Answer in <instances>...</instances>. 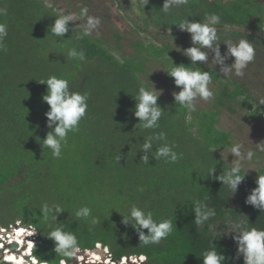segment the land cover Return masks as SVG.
I'll list each match as a JSON object with an SVG mask.
<instances>
[{"label": "trees", "instance_id": "1", "mask_svg": "<svg viewBox=\"0 0 264 264\" xmlns=\"http://www.w3.org/2000/svg\"><path fill=\"white\" fill-rule=\"evenodd\" d=\"M238 1L187 0L164 13L160 9L164 0H149L142 8L139 0H114L135 15V31L151 39L148 43L133 41L134 51L128 54L115 28L110 30L113 41L101 40L68 22L69 31L58 38L50 34L55 17L62 14L55 5L43 0H0V9L7 10L0 15V23L7 25L0 48V225L20 221L35 227L32 254L57 264L65 258L54 252V243L47 238L57 223L46 220L41 211L44 203H56L64 210L57 222L77 236L82 249L100 242L116 260L143 255L151 264H202V253L214 244L225 255L226 264H244L242 255L236 257V242L228 231L236 223L264 229V211L245 202L257 186L246 173L235 193L215 178L231 167L216 152L231 146V134L216 124L223 110L234 113L236 107L264 122V105L259 104L264 100V37L218 30L222 55L227 51L223 42L241 35L255 47V59L244 76L238 77L234 72L223 75L219 65L212 63L192 64L182 54L192 46L190 34L168 29L185 19L203 22L213 13L220 16L219 27L252 29L232 18ZM81 13L78 8L77 15L83 18ZM72 48L83 50L85 59L70 58ZM152 61L164 72L171 70L172 62L210 72L214 85L211 108L196 107L190 113L175 105L172 95L159 96L157 103L165 110L159 127L136 125L134 98L139 87H151L148 63ZM233 61L229 57L225 64L230 66ZM51 75L67 79L70 90L89 97L86 115L78 130L68 133L59 158L41 144L51 129L44 115L49 106L42 101L46 85L40 82ZM165 75L178 92L173 78ZM160 132L165 133V140L154 141L148 164L143 163V140ZM164 143L175 146L180 157L175 163L153 158L155 149ZM213 167L215 171L208 175ZM259 175H264V167ZM195 201L215 210L204 225L195 224ZM133 204L151 211L157 221L172 220L171 234L159 244L140 242L137 232L121 223L120 215L127 214ZM85 205L92 215L77 218L75 212ZM93 217L98 223L92 224ZM143 231L147 234V229Z\"/></svg>", "mask_w": 264, "mask_h": 264}, {"label": "clouds", "instance_id": "2", "mask_svg": "<svg viewBox=\"0 0 264 264\" xmlns=\"http://www.w3.org/2000/svg\"><path fill=\"white\" fill-rule=\"evenodd\" d=\"M148 3L149 0H139L140 8L146 6ZM185 3H187V0H164L160 9L164 13H169L174 7ZM6 14V9H0V15ZM86 14L87 9H84L80 15ZM76 19H78V16L74 14H60L55 17L50 27V34L58 38L63 37L69 31L68 22L75 21ZM100 23L101 20L99 17L89 16L87 18L88 32L90 33L96 29ZM220 23V16L214 13L208 14L203 22H193L189 21V19L183 20L178 27L181 31L190 34L192 46L184 49L182 54L192 64H197V62L212 63L214 66L219 65V71L223 75L234 72L236 76L243 77L244 70L255 59V47L244 35H241V38L237 40L229 38L223 42L227 46V51L222 55L219 48L220 43H218L219 31L217 29V25ZM6 36L7 25L0 23V48H3ZM209 53H212L211 62H209ZM68 56L70 58H78L81 61L85 59L84 51H77L75 48L68 51ZM229 57L234 58L230 66L225 64V61ZM165 72L173 78L174 85L180 89L178 92L172 93L175 105H182L191 113L197 110V98L204 101L213 98L214 93L210 89V84L212 83L210 72L201 71L199 68L193 69L189 67V64L187 66L183 64L174 66L173 62L171 70ZM40 83L46 85V94L42 96V101L49 106L48 111L44 115L46 117V126L51 129V131L47 132L41 144L50 149L54 157L59 158L61 157L62 148L66 143L68 133L77 131L80 121L86 115L89 97L87 93L70 90L69 81L55 75L49 76L46 81ZM150 84V88L144 86L139 87L137 95L134 98L136 103L133 115L138 118L136 125H139L143 129L158 128V121L165 112L157 103L159 96L162 94V90H157L153 83L150 82ZM259 104L264 105V100L260 101ZM157 140H165V133L160 132L143 140L140 149L144 153L141 156L143 163L148 164L149 157L153 151V143ZM174 147V145H169L168 143L162 144L155 149L156 155L153 158H162L167 162L175 163L180 157L173 150ZM241 149V144H234L230 152L232 156L236 157L235 161L231 160V167L223 175L215 177L222 184L228 186L231 193L236 192L238 185L244 179L246 172L241 174L242 162L244 159L251 161L254 155L252 151H247L245 155ZM214 171L215 168L213 167L208 175H211ZM255 183L257 186L252 189L245 202L258 208L260 211H264V175L258 176ZM41 211L46 220L50 219L57 223V226L52 228L47 234V238L54 243V252L65 258L60 259L61 261L57 264L79 263L71 259L77 257L78 253L81 252L77 236L72 232L65 231L63 225L57 222V215L64 210L56 203L50 205L46 202L42 205ZM193 212L195 215V224L198 226L204 225L215 215V210L208 207L202 201L194 202ZM91 215L92 209L86 205L75 212L77 218L86 219ZM120 216L122 217L121 223L125 226H131L137 232L139 241L144 245L159 244L161 240L166 239L171 234L174 227L172 220L163 219L157 221L154 219L151 211H145L135 204L128 209L127 214ZM96 223H98V220L93 217L92 224ZM144 229H147V234L143 231ZM37 232L35 227L27 231L21 229V233L25 237L33 236ZM230 232L234 234L232 238L236 242L237 258L242 255L244 264H264V229L246 227L243 224L236 223L235 230ZM28 246L29 249H34L35 247L32 241H28ZM99 247L100 245L97 244V248ZM25 258L26 260H23L22 264H54L39 260L33 254L32 260L28 256ZM201 258L202 264H226L225 255L218 251L214 244L202 253ZM9 259H13V257L10 256ZM147 259L146 256L140 257L142 261H147ZM6 263L12 264L10 262ZM82 263L88 264L85 262Z\"/></svg>", "mask_w": 264, "mask_h": 264}, {"label": "rangeland", "instance_id": "3", "mask_svg": "<svg viewBox=\"0 0 264 264\" xmlns=\"http://www.w3.org/2000/svg\"><path fill=\"white\" fill-rule=\"evenodd\" d=\"M47 5H55L60 13L77 15V9H87V14L75 21H70L75 27L79 28L91 37H98L101 40L113 41L111 29H117L122 35L121 46L125 52L132 54L134 49L132 42L135 40L148 43L151 39H146L147 34L144 32L137 33L134 28L135 15L125 10L124 5L117 6L114 0H43ZM220 4L226 0H210ZM211 6H207L209 8ZM210 10V9H209ZM208 10V11H209ZM135 11V10H134ZM99 17L100 25L90 33L87 28V18ZM129 16V20L127 19ZM232 18L241 26L254 28L256 31H264V0H252L250 3L238 1L237 6L232 12ZM148 68L152 83L157 90H162L160 97L162 99L169 97L175 91L173 84L166 77L165 72L159 65L152 61L148 63ZM214 85L210 84V89ZM173 96V95H172ZM213 104V98L208 101L197 98L196 107L209 109ZM236 112L231 113L223 110L217 117V127L228 131L231 134V146L221 151L216 150L217 154L228 164L231 160L235 161L236 157L232 156L230 149L234 144L242 145L241 151L254 153L251 161L244 159L242 169L252 179L256 180L259 175V169L264 167V122L257 117H249L246 110L236 107ZM259 154L260 156H256ZM20 221H15L13 224ZM228 231L229 238L233 237L234 231ZM1 259V256H0Z\"/></svg>", "mask_w": 264, "mask_h": 264}, {"label": "built area", "instance_id": "4", "mask_svg": "<svg viewBox=\"0 0 264 264\" xmlns=\"http://www.w3.org/2000/svg\"><path fill=\"white\" fill-rule=\"evenodd\" d=\"M32 227L31 225H21L19 222L10 224L7 227L0 225V261L17 264L13 260L8 259L9 254L21 257L22 261L26 260V256L32 260V249H29L28 241H32L35 245L37 233L29 237H25L24 234L21 233V229L27 231ZM13 244H16L14 248L11 247ZM97 244L100 245L99 248H97ZM80 249L81 252L78 253L77 257L71 258L73 261H78L79 263L85 262L88 264L91 262H102L104 264H147L145 261L140 260V257L143 255L122 256L119 260H116L112 257L108 248L100 242L95 243L92 249H82L81 247ZM136 257L139 258V260H137ZM18 264H22V262Z\"/></svg>", "mask_w": 264, "mask_h": 264}, {"label": "water", "instance_id": "5", "mask_svg": "<svg viewBox=\"0 0 264 264\" xmlns=\"http://www.w3.org/2000/svg\"><path fill=\"white\" fill-rule=\"evenodd\" d=\"M160 29H165V28H160ZM169 30H174V29H179V27H171L168 28ZM167 29V30H168ZM218 30H226V31H233V32H239V33H246V34H251V35H258V36H263L264 37V31H256V30H252V29H246V28H242V27H228V26H222L219 27L217 26ZM16 244H13L11 247H15ZM137 260H139V258L136 257ZM28 261L30 262V260L28 259ZM147 264H151L147 261H145ZM73 264H83V263H76L74 262Z\"/></svg>", "mask_w": 264, "mask_h": 264}, {"label": "bare ground", "instance_id": "6", "mask_svg": "<svg viewBox=\"0 0 264 264\" xmlns=\"http://www.w3.org/2000/svg\"><path fill=\"white\" fill-rule=\"evenodd\" d=\"M10 256H12L13 259H9ZM8 259H9V260H13V261L16 262L17 264L22 262V258H21V257H18V256L16 257V256H14V255H12V254H9ZM138 262H139V261H138Z\"/></svg>", "mask_w": 264, "mask_h": 264}, {"label": "flooded vegetation", "instance_id": "7", "mask_svg": "<svg viewBox=\"0 0 264 264\" xmlns=\"http://www.w3.org/2000/svg\"><path fill=\"white\" fill-rule=\"evenodd\" d=\"M89 264H104V263H102V262H91Z\"/></svg>", "mask_w": 264, "mask_h": 264}]
</instances>
